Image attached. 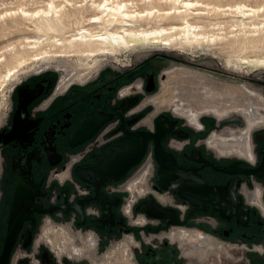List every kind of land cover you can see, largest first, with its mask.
Segmentation results:
<instances>
[{"label":"flooded vegetation","instance_id":"flooded-vegetation-1","mask_svg":"<svg viewBox=\"0 0 264 264\" xmlns=\"http://www.w3.org/2000/svg\"><path fill=\"white\" fill-rule=\"evenodd\" d=\"M125 74L103 68L60 86L50 72L11 85L0 121V255L9 245L0 264H90L88 256L57 254L59 229L75 240L89 232L97 248L130 234L132 264H189L203 241L248 264L252 255L264 258V125L249 135V155L227 150L218 140L231 138L228 127L220 128L231 121L201 116L191 122L169 109L155 111V77L145 72L123 85ZM134 132L145 148L123 177L104 173L98 189L76 177V165L90 163L106 144H134ZM155 133L169 156L165 173L180 172L165 188ZM183 181L187 198L176 192ZM149 196L175 208L181 223L148 216ZM76 201L83 214L74 210Z\"/></svg>","mask_w":264,"mask_h":264},{"label":"bare ground","instance_id":"bare-ground-1","mask_svg":"<svg viewBox=\"0 0 264 264\" xmlns=\"http://www.w3.org/2000/svg\"><path fill=\"white\" fill-rule=\"evenodd\" d=\"M143 1L146 5L141 9L126 0H85L82 5L72 3V8L50 1L45 7L32 11L21 8L1 13L0 19H3L18 12V16L31 22L39 33L24 37L19 45H8L7 56L13 64L7 66L3 77L0 75L1 80L17 78L18 68L28 62L53 56L77 55L97 62L99 56L116 57L121 50L149 46L206 49L215 57L224 51L228 65L264 68V3L225 5L208 0H158L160 4H154L151 0ZM87 9L93 13L85 17L82 11ZM71 17L76 25L68 29ZM1 54L4 59L6 53ZM90 72L77 73L73 79L84 80ZM174 75L185 80L176 81L166 102H174L191 114L206 110L217 114L241 110L246 113L248 124L262 118L258 108H264L263 101L245 86L225 84L218 88L205 73L192 70L175 71ZM65 80L62 78V86ZM248 137L244 131L218 141L227 150L247 151ZM56 238L53 244L57 254L65 252L76 257L88 256L96 244L91 235L75 240L60 229ZM92 264H131V260L124 244L109 249L102 261Z\"/></svg>","mask_w":264,"mask_h":264},{"label":"rangeland","instance_id":"rangeland-1","mask_svg":"<svg viewBox=\"0 0 264 264\" xmlns=\"http://www.w3.org/2000/svg\"><path fill=\"white\" fill-rule=\"evenodd\" d=\"M50 1H53L56 4H60L65 8H72V3L74 5L85 4V0H69L67 2L66 0H0V14L5 11H19L21 8L32 11L37 8L45 7ZM126 1H131L132 6L138 9H141L146 5L143 0ZM208 1H216L220 4L225 5H234L237 3L259 5L264 3V0ZM151 2L160 4L158 0H151ZM162 4L163 6H167L164 3ZM92 13L93 12L88 9L82 11L83 16L85 17ZM77 16L80 17L79 15ZM71 20L72 21L69 24L68 29H72L76 25L74 24V17H71ZM32 25L33 24L31 22L27 20L24 21L22 18H20L18 16V12L16 13V15H12L11 17L7 15V17L0 19L1 76L5 73L7 66L13 64V61L9 60L7 56V48L9 47L8 45H19V43H22L24 37H32L39 34L36 33L37 31L33 29ZM2 52L3 54L6 53L4 54L6 59H2ZM116 55V57L99 56L97 58V62H94L93 59L89 60L88 58H86L87 60H89L87 61L84 57H80L77 55L59 57L50 56L52 58H49L47 60L41 59L33 62H28L24 66L19 67L17 71L18 77L15 79L2 81L1 78L3 76L0 77V121L2 120V116L4 115L6 109L7 98L11 85L23 77H36L41 73L49 74L51 72L54 77L56 76V82H59L61 86L64 83L62 81V78L66 79L65 85L69 83V81H71L73 84H79L98 74L101 69L105 68L108 70L110 68L120 71L121 74H125L130 69L129 72L125 74V80L119 82L123 83V85L137 83L140 80V77L144 76L143 74L145 72L152 74V76L155 77L156 86L155 91L151 94L150 97L152 98V103L155 111L169 109L176 114L187 117L191 122H194L201 116L211 117L213 123L231 121V124L220 123L221 129L225 127H228L230 129L229 133L231 136L238 135L244 131H247L249 136L253 130L258 129L264 125V108L262 107L258 108V112L262 114V118L259 121L257 120L252 124H248L246 113L241 110H229L222 114H217L216 112L206 110L197 111L194 114H191L176 103L170 101L166 102L165 100L170 96L172 90L170 88H172L176 81L178 80L177 82L180 83L181 81L183 82L185 80V78L180 80L181 78H178L176 75H174V72L179 70H192L205 73L208 79L214 81V84L217 85L218 88H222L225 84L245 86L257 93L264 103V68L259 69L257 67H250L247 64H241L240 66H236L233 64L228 65L225 62L224 51L220 52V55L215 57L210 54L209 50L206 49L185 50L171 49L168 47L162 48L160 46H149L144 49L121 50V52L119 51ZM87 71L91 72L86 76L84 80L73 79V76L75 74L86 73ZM190 81L192 82L193 80ZM131 89H134V87H132ZM247 126H250V128H247ZM232 151L244 155H249L248 150L239 151L232 149ZM130 180H132V177L128 179L129 183L131 182ZM141 180L142 177L137 180L138 184H140ZM188 229L189 228H185L184 230L187 231ZM76 232L79 234V231ZM188 233L190 232L188 231ZM89 235V232L82 233V235H80V239L88 237ZM188 240L196 241L195 238L192 237V235L188 236ZM203 242V248H199L200 250L198 251V256L197 254H195V252H191L194 261L190 262L189 264H248V261L245 258L244 260H242L237 259L233 256L225 255V252L222 249H218L216 248V245H213L214 243L209 242L208 244H206V241ZM124 244L127 250V254L130 257L132 255L133 240L130 234H124L119 239L111 241L110 243L103 242L102 244H99V248H97L96 246L93 247L91 249V252L88 254L90 264H92V262L94 261H102L105 253L109 249ZM206 245L208 246L206 247ZM249 264H264V258L259 259L258 256L252 255Z\"/></svg>","mask_w":264,"mask_h":264},{"label":"water","instance_id":"water-1","mask_svg":"<svg viewBox=\"0 0 264 264\" xmlns=\"http://www.w3.org/2000/svg\"><path fill=\"white\" fill-rule=\"evenodd\" d=\"M136 138L133 140L135 143L130 144L127 142L123 143H109L97 150L92 157L94 158L90 163L86 164H79L76 165L74 168V173L76 177H78L82 181H87L95 186L96 189L99 188V185L102 184L103 180L106 179L103 176L104 173H107L112 176L111 178L119 179L125 175L126 170H128L131 166L138 163L142 157L145 145L142 143L137 144V138L141 135L140 132L133 133ZM155 138V145H154V156L155 160L158 163L159 169L157 172L158 181L160 186L165 188L167 182L170 179H174L179 176L180 173L178 170L181 168H177L178 171L176 174L173 173H165L164 171V159H168L169 156L167 153H164L157 144V133L154 135ZM262 164V163H261ZM251 170L253 174H259V168ZM171 171V167L169 168ZM113 173H116L114 175ZM183 183L177 189V195L182 198H187L184 194ZM149 200V201H148ZM74 210L79 213L83 214L82 205L83 203H78L77 201L74 203ZM145 212L148 216L158 219H166V223L169 224H179L181 223L180 220L177 218V210L173 207H163L159 203H157L152 196H149L148 199L145 201ZM9 245L8 242L5 241L4 248L2 254L0 255V259L5 261V257L8 254Z\"/></svg>","mask_w":264,"mask_h":264},{"label":"built area","instance_id":"built-area-1","mask_svg":"<svg viewBox=\"0 0 264 264\" xmlns=\"http://www.w3.org/2000/svg\"><path fill=\"white\" fill-rule=\"evenodd\" d=\"M130 259H131V257H130ZM132 264V263H131Z\"/></svg>","mask_w":264,"mask_h":264}]
</instances>
